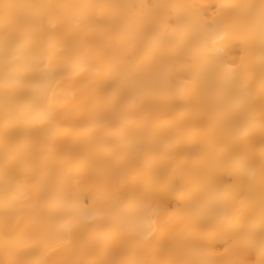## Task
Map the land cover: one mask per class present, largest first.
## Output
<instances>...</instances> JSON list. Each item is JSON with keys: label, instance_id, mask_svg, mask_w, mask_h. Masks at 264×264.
I'll return each mask as SVG.
<instances>
[{"label": "bare ground", "instance_id": "bare-ground-1", "mask_svg": "<svg viewBox=\"0 0 264 264\" xmlns=\"http://www.w3.org/2000/svg\"><path fill=\"white\" fill-rule=\"evenodd\" d=\"M262 80L264 0H0V264L179 262L192 224L225 210L211 253L258 234Z\"/></svg>", "mask_w": 264, "mask_h": 264}, {"label": "snow or ice", "instance_id": "snow-or-ice-1", "mask_svg": "<svg viewBox=\"0 0 264 264\" xmlns=\"http://www.w3.org/2000/svg\"><path fill=\"white\" fill-rule=\"evenodd\" d=\"M95 7L104 8L110 7L108 5H96ZM5 27L8 26L9 23H12L7 18L2 22ZM50 26H56V20L50 19L49 21ZM180 27V23L178 22L177 25L173 26L172 31L175 33L178 28ZM11 55L15 57L17 55L16 50H12ZM59 55V52H53L50 55L44 57L41 60V63H45L46 61L50 63L52 56ZM262 87H264V80H262ZM170 88L173 90L174 93L178 95H183L185 91V85L180 82L176 81L170 85ZM153 90L152 89H145L141 93L135 97L130 105L129 108L115 114L114 120L120 121L124 119H128L130 117L131 109L136 108L145 98V96L149 95ZM56 95L55 85H49L47 88L44 89L42 93V103L46 105V112L43 115L47 116L48 118H53L54 115L52 113L53 107V97ZM41 113L33 114L34 119L41 118ZM11 118V114H6V120ZM255 126V120H250L249 124L239 129L237 137L238 139H244L249 136ZM261 127L264 128V120L261 121ZM251 174H254L251 173ZM260 174L264 177V146L261 148V156H260ZM229 193H225V198ZM249 199L251 203H256L255 195L250 192ZM258 203L261 207L262 212H264V182L261 183L259 196H258ZM89 211H94V209H88ZM147 211V208L145 209ZM101 218L103 217V213H99ZM152 216H155V210L151 213ZM230 221L229 213L225 210L223 212L209 215L207 216L202 222H194L192 224L193 230L196 232L202 233L200 236H194L190 241L182 245L178 252L181 257V261L173 262V261H161L153 258H149L147 254L139 255L135 258L124 259L118 262V264H221V262L216 259L217 256H224L226 255L230 249H240L249 254L255 253L261 259L257 262V264H264V228L260 230L258 234H250L246 236H238L233 237L230 240V249L226 248L223 253H211L209 249L213 247L212 240L215 235L219 234L218 229L226 228L227 224ZM205 225H212L215 228H208ZM139 235H144V233H138ZM32 264H46L44 260H36L33 261Z\"/></svg>", "mask_w": 264, "mask_h": 264}]
</instances>
